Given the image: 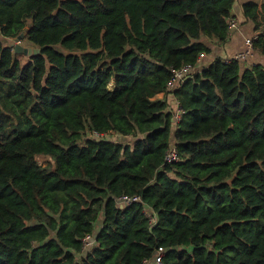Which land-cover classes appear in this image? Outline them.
I'll list each match as a JSON object with an SVG mask.
<instances>
[{
	"label": "trees",
	"instance_id": "obj_1",
	"mask_svg": "<svg viewBox=\"0 0 264 264\" xmlns=\"http://www.w3.org/2000/svg\"><path fill=\"white\" fill-rule=\"evenodd\" d=\"M236 2L0 0L1 37L40 50L0 40V264H264V66L201 64Z\"/></svg>",
	"mask_w": 264,
	"mask_h": 264
},
{
	"label": "built area",
	"instance_id": "obj_2",
	"mask_svg": "<svg viewBox=\"0 0 264 264\" xmlns=\"http://www.w3.org/2000/svg\"><path fill=\"white\" fill-rule=\"evenodd\" d=\"M238 29H239L238 23L232 19L230 21V32L233 30H238ZM254 39H256V37L253 39L246 40V50L244 52H241V53L235 55L234 57L227 58L225 61L228 63L233 61V60L238 61V62H240V61L245 62L248 58L253 56V52L255 50L254 45H253ZM193 70H194V68L191 65H186L180 70H175L173 77L171 78V80L168 83V88L174 89L180 83L186 81L190 77ZM170 113L174 119L175 128H177L183 120V117L185 115V110L183 109V107L178 102H176L174 108L170 110ZM95 135L101 136V134H98V133H95ZM180 160H181V157H180L179 151L177 150L176 147L171 148L165 154V158H164L165 164L166 163L167 164L178 163V162H180ZM116 201L122 207L130 206V205H133L136 203H143V199L140 195L121 196L120 198H117ZM144 213L146 215V218L149 219L150 224H152V225L156 224V221H157L156 216L150 209L144 210ZM95 243H96V241H95L94 236H91V235L86 236L83 239V248H82L83 251L90 250L92 247H94ZM165 255H166L165 249L159 248L157 250L155 258H154V264H164ZM143 264H149V261L145 260L143 262Z\"/></svg>",
	"mask_w": 264,
	"mask_h": 264
},
{
	"label": "crops",
	"instance_id": "obj_3",
	"mask_svg": "<svg viewBox=\"0 0 264 264\" xmlns=\"http://www.w3.org/2000/svg\"><path fill=\"white\" fill-rule=\"evenodd\" d=\"M251 1L260 5V22L262 21V25L259 30H256V24L254 22L246 21L243 17V5ZM263 12L264 0H237L232 12V19L238 23L239 29L230 32L228 42L224 45L213 43L211 45V52L202 56L201 64L207 65L213 62L216 58H231L244 52L246 50V40L253 39L264 32V21L262 18ZM245 64L250 66L261 64L264 66V55L260 51L254 50L253 56L248 58L245 61ZM157 99H167L171 103V109L174 108L177 102L173 95L166 96L165 94H160L157 96Z\"/></svg>",
	"mask_w": 264,
	"mask_h": 264
},
{
	"label": "rangeland",
	"instance_id": "obj_4",
	"mask_svg": "<svg viewBox=\"0 0 264 264\" xmlns=\"http://www.w3.org/2000/svg\"><path fill=\"white\" fill-rule=\"evenodd\" d=\"M29 25V24H28ZM29 28V26L26 28V32L24 31L19 37L15 38V39H11V40H7V39H3L0 35V40H2V42L6 45L12 46L15 48V46L18 44V39L21 38L20 45L25 47V48H32L28 38H27V29ZM56 49H58V46H56ZM22 55V54H20ZM114 87V81H112L111 85H110V89H112Z\"/></svg>",
	"mask_w": 264,
	"mask_h": 264
},
{
	"label": "water",
	"instance_id": "obj_5",
	"mask_svg": "<svg viewBox=\"0 0 264 264\" xmlns=\"http://www.w3.org/2000/svg\"><path fill=\"white\" fill-rule=\"evenodd\" d=\"M20 39H18V44L15 46V52L16 54H23V55H27V56H31L33 54H38L40 52V50L37 49H32V48H25L23 46L20 45Z\"/></svg>",
	"mask_w": 264,
	"mask_h": 264
}]
</instances>
